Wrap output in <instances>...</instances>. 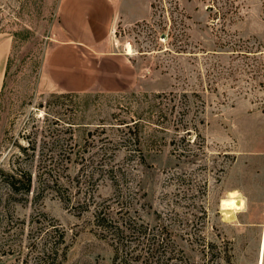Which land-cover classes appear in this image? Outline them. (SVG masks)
I'll return each instance as SVG.
<instances>
[{
  "label": "rangeland",
  "instance_id": "374dc122",
  "mask_svg": "<svg viewBox=\"0 0 264 264\" xmlns=\"http://www.w3.org/2000/svg\"><path fill=\"white\" fill-rule=\"evenodd\" d=\"M60 1L0 0V264H119L122 243L139 257L102 209L163 230L183 263L264 264V0H151L112 33L120 80L83 89L46 71ZM20 170L29 193L4 181ZM232 190L244 208L226 216Z\"/></svg>",
  "mask_w": 264,
  "mask_h": 264
},
{
  "label": "crops",
  "instance_id": "0c3cea01",
  "mask_svg": "<svg viewBox=\"0 0 264 264\" xmlns=\"http://www.w3.org/2000/svg\"><path fill=\"white\" fill-rule=\"evenodd\" d=\"M151 14V0H61L58 20L62 40L53 46L46 62L52 84L62 89H83L102 79L105 72L117 74L115 79L120 80L121 65L129 60L110 50L114 28L146 20ZM10 45L9 38H1L0 90ZM114 61L121 65L112 68Z\"/></svg>",
  "mask_w": 264,
  "mask_h": 264
},
{
  "label": "trees",
  "instance_id": "16d2710c",
  "mask_svg": "<svg viewBox=\"0 0 264 264\" xmlns=\"http://www.w3.org/2000/svg\"><path fill=\"white\" fill-rule=\"evenodd\" d=\"M3 174L5 176L4 181L14 192L29 193L31 191L32 175L30 172L20 170L13 174ZM96 216L98 225L102 226L104 232L112 235V238L118 240L123 238L124 240L125 238L130 239L132 237L133 240L139 242L136 246L143 245V247H147L137 253L139 257L132 259L130 251L126 252L125 256L123 254L120 255L121 248L124 247L123 243L120 246L116 245L115 259L121 258L119 264H197L195 262L183 263L184 261L180 258V255H176V253L172 254L175 249H172L171 243L163 236V230H158L157 234L148 237V226L144 225V223H139L132 216L128 219L124 218L122 222H117L103 209L97 212ZM132 239L130 240L132 241ZM119 242L121 243V241ZM126 246H128L127 243ZM133 250H135V247ZM228 261L231 262L229 264H234L232 260L230 261V258Z\"/></svg>",
  "mask_w": 264,
  "mask_h": 264
},
{
  "label": "bare ground",
  "instance_id": "6f19581e",
  "mask_svg": "<svg viewBox=\"0 0 264 264\" xmlns=\"http://www.w3.org/2000/svg\"><path fill=\"white\" fill-rule=\"evenodd\" d=\"M130 44L128 43V46ZM128 53H133L132 46L130 47V50ZM245 201V200H244ZM243 199L240 197V193L237 190H232L228 193V196L222 200V209L225 210L223 213L226 216H231L232 211L240 210L244 208V202ZM236 212V211H235ZM234 216V214H233ZM235 218V217H233Z\"/></svg>",
  "mask_w": 264,
  "mask_h": 264
}]
</instances>
